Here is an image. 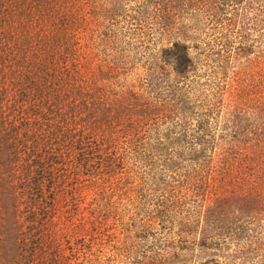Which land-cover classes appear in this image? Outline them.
I'll return each mask as SVG.
<instances>
[{"label": "trees", "instance_id": "trees-1", "mask_svg": "<svg viewBox=\"0 0 264 264\" xmlns=\"http://www.w3.org/2000/svg\"><path fill=\"white\" fill-rule=\"evenodd\" d=\"M0 264H264V0H0Z\"/></svg>", "mask_w": 264, "mask_h": 264}, {"label": "rangeland", "instance_id": "rangeland-1", "mask_svg": "<svg viewBox=\"0 0 264 264\" xmlns=\"http://www.w3.org/2000/svg\"><path fill=\"white\" fill-rule=\"evenodd\" d=\"M141 54L138 53L137 57L140 59ZM140 64H137L135 69H133V73L134 75H97V68L96 65L93 64L90 67V72H89V77L96 79V81H92L90 82V87H92L91 91L89 89V91L91 92V99H93L94 101H99L101 100V98H106V101L109 103H112L114 101V99L117 97V95L121 94L123 91L121 89V87L119 86H115L116 82L115 81H120L119 78H123V77H127L129 79H133L136 77H140V75H135V73L139 72V66ZM119 77V78H118ZM118 127H112L110 129L109 132H106V135H113V137H115L117 140H120V132L118 131ZM114 131V132H113ZM113 132V133H112ZM94 192L95 189L92 187L89 188H84V191L82 192V194L86 197L87 200H90V198L92 196H94ZM117 199V198H115ZM120 202L122 204H124L126 202V199H122L121 200L118 198L116 200V203ZM84 206V203L81 205V207ZM78 218V215H77Z\"/></svg>", "mask_w": 264, "mask_h": 264}]
</instances>
